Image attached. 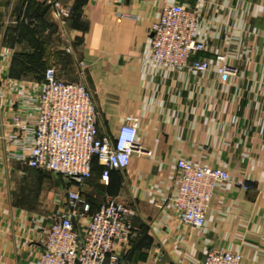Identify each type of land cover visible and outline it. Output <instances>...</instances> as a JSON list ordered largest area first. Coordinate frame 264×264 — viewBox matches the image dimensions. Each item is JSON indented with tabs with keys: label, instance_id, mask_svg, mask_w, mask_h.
Here are the masks:
<instances>
[{
	"label": "crops",
	"instance_id": "obj_1",
	"mask_svg": "<svg viewBox=\"0 0 264 264\" xmlns=\"http://www.w3.org/2000/svg\"><path fill=\"white\" fill-rule=\"evenodd\" d=\"M177 1L0 0L4 131L20 95L55 67L60 80L87 86L100 135L113 136L126 115L140 118L150 156L113 170L108 184L95 163L81 190L91 212L107 196L129 207L140 235L116 247L121 264H202L215 248L240 251L241 264H264V0H181L199 12L206 47L198 57L211 62L208 72L150 61L151 26ZM219 55L238 68L236 77L217 73ZM15 151L0 142V264H36L50 216L66 209L75 185L29 167ZM182 159L230 175L214 186L204 228L174 214Z\"/></svg>",
	"mask_w": 264,
	"mask_h": 264
},
{
	"label": "built area",
	"instance_id": "obj_2",
	"mask_svg": "<svg viewBox=\"0 0 264 264\" xmlns=\"http://www.w3.org/2000/svg\"><path fill=\"white\" fill-rule=\"evenodd\" d=\"M205 5L208 0H196ZM67 16L68 11L63 12ZM199 12L181 0L165 5L151 26L150 61L173 70L208 72L211 62L198 56L205 43L197 37ZM217 73L236 77L239 70L219 55ZM11 114L10 130L0 112V142L16 148L15 155L31 168L61 176L75 185L67 190L66 209L50 216V225L41 239L36 264H121L115 251L125 246L140 230L130 222L129 207L107 196L99 209L91 205L81 190L91 179L95 163L102 167V180L108 184L113 170L126 169L136 156H150L139 140L140 118L126 115L113 136L100 135L99 112L83 82H66L48 67L40 82ZM8 125V124H7ZM177 194L173 199L178 221L190 228H204L206 213L217 182L230 179L227 171L179 160ZM242 186L249 190L251 182ZM81 223L83 230L77 227ZM240 251L211 249L202 264H241Z\"/></svg>",
	"mask_w": 264,
	"mask_h": 264
},
{
	"label": "rangeland",
	"instance_id": "obj_3",
	"mask_svg": "<svg viewBox=\"0 0 264 264\" xmlns=\"http://www.w3.org/2000/svg\"><path fill=\"white\" fill-rule=\"evenodd\" d=\"M63 178V177H62ZM64 180H67V179H65V178H63ZM68 185V184H67ZM69 187H71L72 188V185L71 184H69ZM74 189H75V187H73ZM82 193V192H81ZM83 195V194H82Z\"/></svg>",
	"mask_w": 264,
	"mask_h": 264
}]
</instances>
